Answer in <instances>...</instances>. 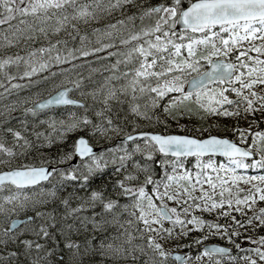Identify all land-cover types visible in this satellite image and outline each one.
<instances>
[{"label": "snow or ice", "instance_id": "snow-or-ice-1", "mask_svg": "<svg viewBox=\"0 0 264 264\" xmlns=\"http://www.w3.org/2000/svg\"><path fill=\"white\" fill-rule=\"evenodd\" d=\"M114 12L121 18L90 28L92 46L80 26ZM13 19L0 48L36 33L48 43L0 58L4 93L29 92L0 112V264H88L97 255L95 264H264V235L240 231L264 228V175L244 174L264 169V130L251 131L254 120L239 126L241 116L264 114V0H0V24ZM117 38L123 51L106 52L117 58L98 86L59 68L115 48ZM213 116L237 118L227 129L233 141L210 133L216 122L204 127ZM184 117L201 122L200 136L137 130L139 118L192 131ZM246 131L252 142L240 147ZM24 158L39 164L17 162ZM241 237L254 246L243 248ZM211 238L238 255L204 243Z\"/></svg>", "mask_w": 264, "mask_h": 264}, {"label": "rangeland", "instance_id": "rangeland-1", "mask_svg": "<svg viewBox=\"0 0 264 264\" xmlns=\"http://www.w3.org/2000/svg\"><path fill=\"white\" fill-rule=\"evenodd\" d=\"M102 18H104V19L100 23H94L91 26H87V25H81L80 26L82 31H84V30L88 31V34H89V36H90V38L92 39V42H93L92 46H96V45H95V37H91L90 28L91 27H101V28H103L104 24L112 23L115 20L120 19V15L118 13L114 12V13H112V15L110 17L109 16H102ZM10 24L15 26V25L18 24V20L17 19H13L11 21L6 22L5 24H2L3 28H0V32H3L5 35H8L10 31H14L15 28L9 29V25ZM20 27L23 28L24 26L20 25ZM6 29L8 30L7 32L5 31ZM177 32H179V31H177ZM77 40H78V38H77ZM0 42H2V41H0ZM102 42L106 43V42H109V41L108 40H104ZM47 43H48V41H45V39L43 38V36L40 33H36L35 41H33L32 39H29V40L25 41V39L21 36L19 38V40H18V43H16L14 46L0 48V58H2L5 55H9V54H11V55L19 54L20 56L23 57V56H26L27 53L29 51H31L32 49H38L41 46L47 47ZM85 43H87V41ZM183 54L187 55L186 52H184ZM252 55H255V54L253 53ZM37 56H39V53H37ZM47 56H48V54L45 53L44 59H47ZM89 56H91V55H89ZM88 57H80V61H83L85 64H80V66L75 67V68H72V67L67 68L69 71L67 73H65V75H67L69 77V79H79L80 76H83L85 84H86L85 80L88 79V78H91V80L94 79V81L96 82V85H94V86H98L100 83L103 82V80H98L99 78L96 75L98 74V72H101L100 75H99L101 77H103L102 74H104L102 72H107L106 75L109 74V72H108L109 69H107V63H106V61H104V60L102 61L101 59H96V61H94V62H93V60H92V62H88L87 61ZM206 66L207 65L204 66V69L206 68ZM204 69H202V70H204ZM13 70L14 69H9V71H13ZM20 70L21 71L23 70V61H21ZM38 75H40V74H38ZM94 76H96V77H94ZM34 77H31V78H34ZM31 78H25V80H23V82L25 83L27 79H31ZM35 79H36V77H35ZM16 81H21V79H19V77H17L13 82L14 83H18ZM112 83H117V81H113ZM119 83H123V80H120ZM4 86L7 87V83H5ZM259 87H261V86H257V90H259ZM31 90H33V89H31ZM26 91H28V90L23 89V90H20L19 93L10 94V93H4V89L0 88V93H3V95L0 96V112H3L4 106H7L10 103H12L14 100H18L19 98L29 94ZM229 95H230V98L235 99V97L233 95H231V94H229ZM17 96H19V97H17ZM74 96L76 98L80 99V97L77 96L75 93H74ZM145 99H146V97L140 98L139 103L141 104V106H143ZM125 107H127L126 104H125ZM162 110H163V103H161L159 105V111L162 112ZM12 114L16 115L15 112L12 113ZM236 120H237V118H235V117H215V116H213V117L209 118V121L207 123H204V127L208 128L209 127V123L216 122V123H218L219 126L218 127H212L210 129V133L212 135H215V136H218V137H226V138H228L230 140H233L234 138H233L232 132L228 131L227 129H228V126H235L236 125ZM253 120L257 121L258 123H252L251 131L254 132V131L264 130V114H262L260 112H256L255 115H249L247 117V119H244L243 116H241L239 118V126L242 129H248L249 122L253 121ZM137 122H138V125H139V127L137 128L138 131L142 130V131L152 132V131H158V129H160L159 125H157L155 123V121L139 120V118H137ZM180 123L182 125L190 126V128L193 129V131H195L196 127H198L201 122L198 121L195 117H193L192 119H189L188 117H184L183 119H181ZM168 124L170 126H172V127H176L177 128L175 121L168 120ZM129 126H131V125H129ZM206 132H208V131H206ZM175 134H184V131H182L180 133H175ZM193 134H195L196 136H200L201 135V133H199V132H193L190 135H193ZM202 135L203 136H207L205 132H203ZM245 136H246L247 139H246V143L242 144L244 146H246L247 143H251L252 142V139H251L250 136H248L247 131L245 132ZM235 142H238V143L241 144V142L238 139L235 140ZM156 158L157 159L159 158V154H157ZM192 159H187L185 161V165H186L187 168L191 169V171H193L195 173L196 171H198V169L194 168L192 166V164L188 163V161L192 160ZM202 159H204L205 161L207 160V158H202ZM213 161H214V163L217 166L220 163L225 162L224 160H219V159H215V158H213ZM2 167L3 166H0V168H2ZM239 171L240 170H238V172ZM244 174L245 175H264V169H260V168H257V169H254V170L253 169H248V170H244ZM212 175L214 177L215 173H213ZM250 186L251 185L247 184V183H240L239 184V188L240 189H248V188H250ZM45 187H48V185H45ZM204 187H207V185L205 184ZM148 191L149 192L151 191L150 187L148 188ZM3 194L7 195L8 194V190L5 189ZM63 194L64 193H61V195H63ZM240 194L243 195L242 192ZM196 195H199V192H197ZM257 204L260 207H264V202L257 201ZM52 206H54V205H52ZM248 214H251V213H248ZM196 215H198V216L202 215V218L207 220V221H215L216 220L215 213L210 215L208 213L201 214L200 212H197ZM233 215H236L235 212H233ZM236 218L240 219V216L237 215ZM219 222L220 223H231V219L230 218H228V219L221 218ZM165 227H167V223L166 222H165ZM240 231L242 232L243 235L253 236V232L252 231H249L247 233H244L243 230H240ZM238 239H239V241L237 243H240L243 248H249V247H253L254 246V245L249 244L248 241L244 240L242 237L238 238ZM209 240L205 241L204 243H213L212 241H209ZM219 240L221 241L220 244L227 245V246L231 247L232 249H235V251H237L236 247L234 245L228 244L225 240H221V239H219ZM193 250H195V251L192 252V254L194 255L197 250H196L195 247L193 248ZM176 251L183 252L184 249H177ZM187 251H188V249H186L185 252H187ZM240 254L243 255V254H246V253H240ZM240 262L241 261L237 260L236 264H240ZM224 264H231V262L225 261ZM257 264H260V262L257 261Z\"/></svg>", "mask_w": 264, "mask_h": 264}, {"label": "trees", "instance_id": "trees-1", "mask_svg": "<svg viewBox=\"0 0 264 264\" xmlns=\"http://www.w3.org/2000/svg\"><path fill=\"white\" fill-rule=\"evenodd\" d=\"M146 2L147 3H152V4H155V3H157L158 2V0H146ZM185 6H187V4L185 3L184 4V7ZM128 11H129V14L133 11V9L129 6L128 7ZM120 18H121V16H120ZM104 18H101V20L98 22V23H100L102 20H103ZM137 25H139L140 24V21L139 20H137L136 22H135ZM0 28H3L2 27V24H0ZM179 33V32H178ZM66 38V37H65ZM70 46H72V47H75L76 45L74 44V43H72V42H70ZM115 51H123V46H121V45H119V43H118V38H117V41H116V47L115 48H109V49H107L106 51H101V52H98V53H95V54H92L91 56H89L88 58H87V61L88 62H92V60H93V62L94 61H96V59H97V57H101L102 59V61L104 60V61H106V63H107V69H109V66H110V64L112 63V62H114L115 61V59L117 58L116 56H111V57H107L106 59H104V57H106V52H115ZM77 56H78V53L76 54ZM94 58V59H93ZM91 60V61H90ZM80 64H85L83 61H80V57L78 58V59H76V60H72V61H70L69 63H65V64H61V65H59V68H70V65H77V67L78 66H80ZM55 65L53 64V66H52V68H50V69H46L45 70V72H43V73H40V75H46L47 74V72L48 71H55V70H57V67L55 66ZM120 69L121 70H124V65L123 64H121L120 66ZM109 74H110V69H109ZM100 73L101 72H98V74L96 75V76H98V80H103L106 76H108V75H106V73L107 72H102V73H104V74H102L103 75V77H101V76H99L100 75ZM96 76H94V77H96ZM105 76V77H104ZM31 79H35V77L34 78H31ZM90 80H91V78H88V79H86L85 80V82H86V85L88 86V87H93L94 85L93 84H91L90 83ZM92 80H94V79H92ZM16 82H18V83H20V84H24V82H23V80H21V81H16ZM21 90H23V89H21ZM33 90H35V89H33ZM27 93H29L28 91H26ZM190 127V126H189ZM159 128L160 129H158V131L159 132H161V133H163V132H167L168 134H170V133H180V132H182V131H180L178 128H176V127H172V126H170L169 124H168V127L167 128H165V126L163 125V124H160L159 125ZM129 130H131V126H129ZM193 132H195V131H193V129H192V131H188V129L186 128L185 130H184V134H187V135H190L191 133H193ZM205 133H206V135H208L209 134V132H206L205 131ZM55 148H53L51 151H53V152H55ZM45 152H47V151H49L48 149H45L44 150ZM34 155V154H33ZM190 161V160H189ZM18 163H33V162H35L36 164H38L39 163V161L38 160H35V161H33V160H31V159H28V158H24V159H22V160H18L17 161ZM253 232V238L255 239L256 238V236H259V235H264V228H257V229H255L254 231H252ZM209 241H212L213 243H221V241L218 239V238H212V239H210ZM239 241V239H237V242ZM186 249L187 248H185L184 249V251H186ZM197 250V249H196ZM193 251H195V250H193L192 249V252ZM232 251H233V256H236V255H238V253H237V251H235V249H232ZM54 259V258H53ZM101 258L97 255V256H91V257H88L87 258V260H88V264H95V261H98V260H100ZM173 264H174V262H173ZM240 264H243L242 262H240Z\"/></svg>", "mask_w": 264, "mask_h": 264}, {"label": "water", "instance_id": "water-1", "mask_svg": "<svg viewBox=\"0 0 264 264\" xmlns=\"http://www.w3.org/2000/svg\"><path fill=\"white\" fill-rule=\"evenodd\" d=\"M194 2V1H193ZM187 7V6H186ZM181 26L180 25H177L176 26V30H178L179 31V28H180ZM207 69V68H206ZM205 69V70H206ZM70 95V97L71 98H74L73 96H72V93H70L69 94ZM74 99H76V98H74ZM170 134H174V133H170ZM176 135H185V134H176ZM206 137V136H205ZM218 137V136H217ZM228 139V138H227ZM228 140H230V139H228ZM230 141H233V140H230ZM235 142V141H234ZM238 146H240V147H245L244 145H242V144H240V143H238V142H235ZM189 158H191V157H189ZM204 158H206V157H204ZM213 158H220V159H224L223 157H221V156H219V154H217V156H215V157H213ZM207 244H216V245H218V246H224V245H222V244H217V243H207ZM224 247H227V246H224ZM229 248V247H228ZM229 250H230V253H231V249L229 248Z\"/></svg>", "mask_w": 264, "mask_h": 264}, {"label": "flooded vegetation", "instance_id": "flooded-vegetation-1", "mask_svg": "<svg viewBox=\"0 0 264 264\" xmlns=\"http://www.w3.org/2000/svg\"><path fill=\"white\" fill-rule=\"evenodd\" d=\"M233 254V251H232V249H231V255Z\"/></svg>", "mask_w": 264, "mask_h": 264}, {"label": "bare ground", "instance_id": "bare-ground-1", "mask_svg": "<svg viewBox=\"0 0 264 264\" xmlns=\"http://www.w3.org/2000/svg\"><path fill=\"white\" fill-rule=\"evenodd\" d=\"M25 51V50H24ZM17 97H19V96H17ZM14 100V99H13ZM183 252H185V251H183Z\"/></svg>", "mask_w": 264, "mask_h": 264}]
</instances>
